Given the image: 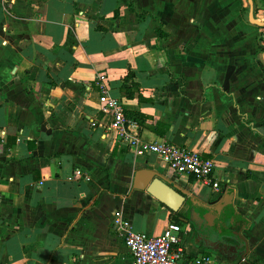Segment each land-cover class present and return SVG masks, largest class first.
Wrapping results in <instances>:
<instances>
[{
	"label": "crops",
	"instance_id": "1",
	"mask_svg": "<svg viewBox=\"0 0 264 264\" xmlns=\"http://www.w3.org/2000/svg\"><path fill=\"white\" fill-rule=\"evenodd\" d=\"M251 1L248 19L196 25L178 0H0V264H134L117 211L148 235L175 221L186 263L264 264V0ZM101 76L146 116L133 121L144 140L215 159L220 190L110 139ZM142 168L189 192L176 219L133 187ZM222 223L254 239L248 251Z\"/></svg>",
	"mask_w": 264,
	"mask_h": 264
},
{
	"label": "built area",
	"instance_id": "2",
	"mask_svg": "<svg viewBox=\"0 0 264 264\" xmlns=\"http://www.w3.org/2000/svg\"><path fill=\"white\" fill-rule=\"evenodd\" d=\"M100 82L102 90L97 109L111 119L106 128V135L110 139L123 142L136 156L146 153L156 155L178 179L193 178L201 184L211 185L216 192L220 190L222 179L215 159L203 157L201 153L176 145L165 138L144 140L134 122L124 116L122 103L110 94L103 76L100 77ZM82 177L83 172L78 168L70 174L68 180L75 182ZM113 225L120 231L134 264H205L198 257L190 260V263L185 262L187 254L181 244L182 230L175 221H169L161 234L148 235L130 230L121 212L117 211L113 215Z\"/></svg>",
	"mask_w": 264,
	"mask_h": 264
},
{
	"label": "water",
	"instance_id": "3",
	"mask_svg": "<svg viewBox=\"0 0 264 264\" xmlns=\"http://www.w3.org/2000/svg\"><path fill=\"white\" fill-rule=\"evenodd\" d=\"M249 1L250 3L252 2L251 0ZM253 22L255 24H259V22L255 19H253ZM133 187L138 190H146L148 193H150L152 196H154L174 212L178 211L180 207L185 203L186 199L189 197V192L186 189L177 187L176 185H172L169 181L164 179L159 173L152 169H138L134 175ZM228 200V203L230 204V199ZM196 206H202L207 211L212 209L211 206L202 205L199 202L196 203ZM231 212L232 217H236L235 212L233 210H231ZM197 213L200 218L208 214V212ZM226 226L228 225L222 223L220 226L221 231L224 230L226 234L234 235L239 241L243 243V245L246 246V251H248V245H250L254 239L250 238V240H247L241 235L240 231L231 232L228 227L226 228ZM222 242L224 243V241ZM229 247L234 249L233 246L229 245Z\"/></svg>",
	"mask_w": 264,
	"mask_h": 264
},
{
	"label": "rangeland",
	"instance_id": "4",
	"mask_svg": "<svg viewBox=\"0 0 264 264\" xmlns=\"http://www.w3.org/2000/svg\"><path fill=\"white\" fill-rule=\"evenodd\" d=\"M174 6L176 9L177 6H180L183 10L179 11L184 14L183 20L187 21V15L191 13V10H194L195 13V24L203 23V18L206 15H210V13L220 14L222 12H226L227 15H231V17H227L228 19L233 18L234 12L242 13V16L248 19V15L252 12L254 13L255 9L250 8L249 0H178V2H174ZM186 8V11L184 10ZM187 10H189L187 12ZM256 19L255 15H253ZM253 16L251 19H254ZM174 28H176V24L174 21ZM180 35L174 34V40L179 38ZM263 50V47L260 46V51Z\"/></svg>",
	"mask_w": 264,
	"mask_h": 264
},
{
	"label": "trees",
	"instance_id": "5",
	"mask_svg": "<svg viewBox=\"0 0 264 264\" xmlns=\"http://www.w3.org/2000/svg\"><path fill=\"white\" fill-rule=\"evenodd\" d=\"M132 76H133L132 73L129 72L126 76V79H128ZM127 92H128L129 97L133 96L130 88L127 89ZM124 116L128 120L136 122L138 125H143L145 123V120H146V116L144 114H142L141 112H138V111L126 110V111H124ZM171 215L174 217V219H176L179 216V214L176 212H171Z\"/></svg>",
	"mask_w": 264,
	"mask_h": 264
},
{
	"label": "flooded vegetation",
	"instance_id": "6",
	"mask_svg": "<svg viewBox=\"0 0 264 264\" xmlns=\"http://www.w3.org/2000/svg\"><path fill=\"white\" fill-rule=\"evenodd\" d=\"M222 247V246H221ZM227 249V251L229 252V253H234V250H232V248H230L229 246L226 248Z\"/></svg>",
	"mask_w": 264,
	"mask_h": 264
},
{
	"label": "bare ground",
	"instance_id": "7",
	"mask_svg": "<svg viewBox=\"0 0 264 264\" xmlns=\"http://www.w3.org/2000/svg\"><path fill=\"white\" fill-rule=\"evenodd\" d=\"M261 21V20H260Z\"/></svg>",
	"mask_w": 264,
	"mask_h": 264
}]
</instances>
